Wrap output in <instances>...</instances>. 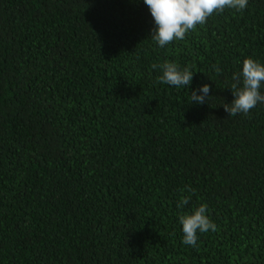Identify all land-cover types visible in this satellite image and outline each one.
I'll list each match as a JSON object with an SVG mask.
<instances>
[{"label":"trees","instance_id":"16d2710c","mask_svg":"<svg viewBox=\"0 0 264 264\" xmlns=\"http://www.w3.org/2000/svg\"><path fill=\"white\" fill-rule=\"evenodd\" d=\"M154 27L143 0H0V264H264V104L222 107L264 64V0L164 47ZM200 204L217 230L192 247Z\"/></svg>","mask_w":264,"mask_h":264},{"label":"clouds","instance_id":"9594fccd","mask_svg":"<svg viewBox=\"0 0 264 264\" xmlns=\"http://www.w3.org/2000/svg\"><path fill=\"white\" fill-rule=\"evenodd\" d=\"M143 3L155 25L151 37L159 47H164L173 41L185 39L190 31H194L198 25L206 24L210 16L226 8L243 11L248 0H143ZM152 67L161 68L162 75L158 77L160 83L175 88H187L193 79L194 72L189 67L181 69L175 62L165 61L162 65ZM212 67L217 74L221 73L218 66ZM226 87L231 90L234 99L222 105L224 111L228 116L238 113L247 115L258 103L264 104V93L261 92L264 87V64L245 58L241 70L232 74L231 83ZM210 96L209 85L203 84L190 93V103H207ZM189 200V196L182 197L177 207L183 208ZM179 222L182 226V243L192 247L196 246L198 232L217 230L216 224L207 215L206 204H200L190 213L179 215Z\"/></svg>","mask_w":264,"mask_h":264}]
</instances>
